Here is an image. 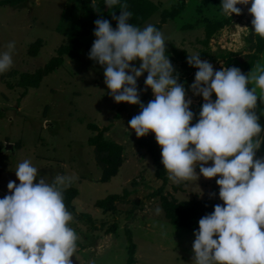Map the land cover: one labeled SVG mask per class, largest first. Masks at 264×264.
<instances>
[{
	"label": "rangeland",
	"instance_id": "rangeland-1",
	"mask_svg": "<svg viewBox=\"0 0 264 264\" xmlns=\"http://www.w3.org/2000/svg\"><path fill=\"white\" fill-rule=\"evenodd\" d=\"M151 1L158 5V10L137 26L159 24L162 10H169L180 0ZM91 3L92 0H21L17 7L0 6V52L7 51L6 45L15 41L13 66L0 74V198L9 194L10 180L19 184L15 170L19 163L29 159L39 171L36 182L45 177L51 183L57 173L78 177L71 185L77 195L72 201L76 212H72L70 226L79 236L77 244L85 247L77 245L71 258L73 264H125L126 229L136 246L134 264H192L194 231L172 225L164 215L159 195L150 196L162 181L154 176L152 158L145 148L138 146V137L128 124L139 114L140 107L114 101L104 83V68L88 57L90 50L84 48L74 58L65 56L62 64L45 76L38 87L27 88L24 94V88L16 85L21 73L42 68L56 55V49L66 43L70 33L76 34L84 47H92L96 39L95 20L103 17L113 28L117 26L112 8L96 0L97 11ZM221 3L222 0H186L182 11L159 28L166 37V55L176 69L174 74L185 77L182 84L187 98L193 101L190 107L198 105L199 110L203 97L193 95L190 88L195 72L183 67L177 54L183 51L187 60L189 53H199L202 60L215 66L212 59L221 52H246L250 42L255 44L259 37L252 30L253 17L248 12L251 4H238L242 13L233 14L231 21L205 43V19L212 23L222 22L226 17L221 12ZM37 40H41L42 46L36 56H30L27 50ZM262 40L261 50L254 57L247 56L251 65L235 67L247 74L257 63L264 65ZM132 63L139 66L140 61ZM146 77L147 72L138 78L142 79L138 80L140 94ZM257 94L261 95L259 89ZM212 98L216 99L215 93ZM257 110L264 114V103L258 102ZM89 124L99 128L110 124L105 138L123 146L124 161L105 182L100 180L102 170L94 147L88 143V138L97 132ZM257 157H264L263 146L257 150ZM196 171L199 173V167ZM218 178L201 175L198 180L182 182L178 190L168 180L163 193L177 201L205 198L223 202L219 198ZM124 190L130 191L128 201L116 202L113 212H104L94 204L110 194L122 195ZM113 223L112 231L109 226ZM93 224L95 227L91 228Z\"/></svg>",
	"mask_w": 264,
	"mask_h": 264
},
{
	"label": "clouds",
	"instance_id": "clouds-1",
	"mask_svg": "<svg viewBox=\"0 0 264 264\" xmlns=\"http://www.w3.org/2000/svg\"><path fill=\"white\" fill-rule=\"evenodd\" d=\"M104 4L119 6L120 14H112L117 26L103 17L94 21L96 39L88 57L103 66L104 83L116 103L139 105L130 128L138 138L155 133L173 184L219 176L223 204L199 219L192 264H264V157H257L264 126L256 111L258 102L264 103V65L257 63L247 74L235 66L214 70L199 53H189L187 63L198 69L190 88L204 100L193 124V101L174 74L163 32L152 23H129L133 13L122 0ZM238 4H251L252 30L264 38V0H222V14L240 15ZM91 7L97 10L96 0ZM6 47L0 52V74L13 66L15 41ZM137 60L139 66L132 63ZM145 72L143 91L150 87L155 97L147 104L138 87ZM15 173L19 184L10 180L9 194L0 198V264H73L79 236L70 226L73 216L64 191L78 177L57 173L51 183L45 177L36 182L39 171L29 159Z\"/></svg>",
	"mask_w": 264,
	"mask_h": 264
},
{
	"label": "trees",
	"instance_id": "trees-1",
	"mask_svg": "<svg viewBox=\"0 0 264 264\" xmlns=\"http://www.w3.org/2000/svg\"><path fill=\"white\" fill-rule=\"evenodd\" d=\"M27 0H23L25 2ZM186 0H180L177 4H174L169 10H162L160 23L156 24L155 26L159 29L161 24L165 23L167 19L175 18L184 8ZM122 2H126L129 6V10L133 13L132 19L129 21L134 24H142L151 14L158 10V5L151 0H122ZM104 0H102V4ZM21 4V0H0V6L7 5L11 7H17ZM105 6V5H104ZM116 15L120 14L119 6H114L112 8ZM222 22H209V20L205 19L206 21V41L207 43L211 36L220 29L224 24H227L231 21V17H225ZM256 43L250 42V47L246 50V52L240 53H231V52H221L218 57L213 58L212 62H214V70L217 68L223 67H230L239 65H244L245 67H249L251 65L250 60L247 59L249 55L254 57L258 51L262 48L263 40L261 37L256 38ZM42 46L41 40H37L36 42L32 43L27 52L30 56H36L40 47ZM86 48L88 50L91 47L86 46L77 38L76 34L70 33L66 43L60 45L56 49V55L51 57L42 68L36 69L34 72H23L21 73L19 79L16 81V85L19 87L24 88L22 94L26 93L28 90L27 88H36L39 86L40 81L47 76L49 73L54 71L62 62L64 61V57H78L81 51ZM248 56V57H247ZM177 57L182 61L183 67L187 69L193 70L195 73L198 71L197 68L190 66L185 59V53L183 51L177 54ZM184 60V61H183ZM249 60V61H248ZM194 73V74H195ZM183 76H179V83H183L184 81ZM142 80V79H138ZM145 88V87H144ZM143 88V89H144ZM141 101L144 104H147L150 100H153L154 95L149 87L148 90L141 91L140 94ZM122 107V106H121ZM191 110L196 114L195 118L193 119L192 123L195 124L199 118V109L198 105H193L190 107ZM258 115H260V123L264 126V114L259 112L256 109ZM118 117V114H116ZM89 128L92 130L97 131L94 135L88 138L89 145L94 147V153L97 163L99 164L102 175L100 180L105 182L108 181L112 176H114L120 166L122 165L124 158H123V146L117 142L112 140L106 139L104 134L110 128V124L99 128L94 124H89ZM260 138L262 140L261 146L264 147V131H262ZM138 146L140 148H145L146 152L152 158V161L155 165L154 176L156 179L162 181V184L155 190V194L151 193L150 196L159 195V200L161 203V207L164 210V215L166 219L174 226L181 227L187 230H198L199 228V219L202 218L204 215L211 213L214 211V206L216 204H223V202H219L213 199H188L183 201H177L174 198H169L167 194H164V188L168 183L167 173L164 169L163 164L161 163V146L157 143L155 139V134L150 132L148 135L144 137L138 138ZM2 143H0V149ZM182 184L174 185L173 188L178 190L180 189ZM130 194L129 190H124L122 195L119 194H110L106 197L96 200L95 205L104 210V212H113L116 210V202H127L128 196ZM77 195L76 189L72 187H68L64 191L65 197V204L69 212H76L75 207L72 204L73 199ZM132 211V210H131ZM82 216V213L79 214ZM85 216V215H84ZM88 218V217H87ZM90 221V219L88 218ZM86 221V220H85ZM92 221V220H91ZM88 222V221H86ZM90 223V222H89ZM91 224V223H90ZM92 225V224H91ZM95 227L93 226L91 228ZM115 223L109 226V230H114ZM127 235V259L125 264H134L135 262V244L132 242L131 233L128 229H126ZM84 248L80 244H77ZM87 246V245H86Z\"/></svg>",
	"mask_w": 264,
	"mask_h": 264
}]
</instances>
